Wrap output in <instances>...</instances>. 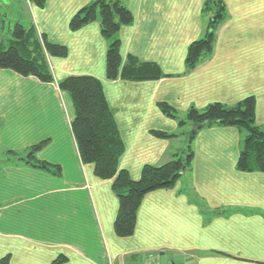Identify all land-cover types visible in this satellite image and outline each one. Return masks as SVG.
Listing matches in <instances>:
<instances>
[{
    "label": "crops",
    "instance_id": "1",
    "mask_svg": "<svg viewBox=\"0 0 264 264\" xmlns=\"http://www.w3.org/2000/svg\"><path fill=\"white\" fill-rule=\"evenodd\" d=\"M0 0V47L20 25L43 42L65 48L46 59L53 82L0 69V259L7 264H264V174L237 169L244 132L213 125L190 144L192 196L180 179L145 195L134 232L114 230L118 197L112 179L84 165L74 140V109L58 83L89 76L102 84L124 152L118 170L136 180L144 166L177 154V124L159 104L176 111L234 107L253 98L256 126L264 133V0H222L226 18L214 30L212 54L194 69L185 59L207 28L205 0H126L132 22L115 35L121 65L106 78L109 40L98 20L78 29L70 21L93 0ZM119 1V0H118ZM25 22L28 29L25 28ZM6 44H5V43ZM154 65L156 79L120 76L129 61ZM242 138V139H241ZM44 142L35 159L53 175L10 160ZM8 159L9 161H7Z\"/></svg>",
    "mask_w": 264,
    "mask_h": 264
},
{
    "label": "trees",
    "instance_id": "2",
    "mask_svg": "<svg viewBox=\"0 0 264 264\" xmlns=\"http://www.w3.org/2000/svg\"><path fill=\"white\" fill-rule=\"evenodd\" d=\"M203 12L211 13L210 19L204 37L192 42L188 48L185 64L189 69H194L212 54L215 42L214 30L226 18L222 0H205ZM98 18L102 37L110 41L106 52V78L115 79L121 65L119 42L115 35L122 26L132 22V15L118 0H96L72 17L70 28L78 29ZM46 54L63 56L65 48L42 43L35 32L16 25L12 29L9 46L0 47V69L11 70L22 77H35L43 83H51L53 76ZM158 74V69L154 65H139L134 60L124 65L120 72V76L126 80L156 79ZM58 88L66 92L72 102L74 118L71 122V130L81 162L84 165H91L98 179H112V187L118 197L114 230L119 237H129L133 234L136 212L145 195L156 190L172 188L184 174L183 168L186 172L192 157L190 144L198 131L203 128L220 125L242 130L244 137L237 169L243 173L264 174V133L255 123L253 98H247L234 107L213 103L203 110L190 108L187 121L189 128H195L186 133L189 146L185 159H172L160 166H144L139 178L134 180L125 170H118L124 145L106 103L100 81L89 76L68 77L58 83ZM159 107L167 116H172L169 113L172 108L168 105L160 103ZM184 124L181 122L180 126ZM153 134L166 138L174 137L159 131ZM43 145L44 142L39 143L19 155L10 153L12 154L10 160L25 162L57 176L60 174L58 167L35 159L36 152ZM63 261L64 258L59 257L50 264H62ZM0 264H7L6 259H0Z\"/></svg>",
    "mask_w": 264,
    "mask_h": 264
},
{
    "label": "rangeland",
    "instance_id": "3",
    "mask_svg": "<svg viewBox=\"0 0 264 264\" xmlns=\"http://www.w3.org/2000/svg\"><path fill=\"white\" fill-rule=\"evenodd\" d=\"M95 1L96 0L91 1L90 3L87 4V6L89 4H92V2H95ZM119 1L122 5L126 4V0H119ZM37 2L39 4L42 3L41 0H32L33 4H36ZM97 20L99 21V18ZM25 24H26L25 28L28 29L29 27H28L26 22H25ZM205 31H206V29L203 31L204 33L199 40H201L204 37ZM189 110L190 109H188L186 111H180V110L176 111L174 109L169 110V113L172 115L170 118H172L174 120V122L177 124V130L174 133H172V135L175 136V138H177V141H178L177 143H175V146L178 150L175 159H185V157L188 154L187 148H188L189 144H187L186 133L189 131L191 132L194 128V127L189 128L190 125L188 124V121H187V114H188ZM199 112H203V111H199ZM163 114H165V113H163ZM181 122H184L185 124L183 126H180ZM183 133H184V135H183ZM195 145H196V141L193 143L192 148H190L191 152L195 151ZM191 171L192 170H190V166L187 167L186 172H184V174L180 177V182L183 183L182 190L188 191L192 196H195L193 191H192L193 189L191 187V185H193V180H192L193 176L191 177Z\"/></svg>",
    "mask_w": 264,
    "mask_h": 264
},
{
    "label": "built area",
    "instance_id": "4",
    "mask_svg": "<svg viewBox=\"0 0 264 264\" xmlns=\"http://www.w3.org/2000/svg\"><path fill=\"white\" fill-rule=\"evenodd\" d=\"M145 264H160V263L155 262L154 260H150V261L148 260L145 262Z\"/></svg>",
    "mask_w": 264,
    "mask_h": 264
},
{
    "label": "water",
    "instance_id": "5",
    "mask_svg": "<svg viewBox=\"0 0 264 264\" xmlns=\"http://www.w3.org/2000/svg\"><path fill=\"white\" fill-rule=\"evenodd\" d=\"M195 128V127H194ZM182 173H184V168L182 169Z\"/></svg>",
    "mask_w": 264,
    "mask_h": 264
}]
</instances>
